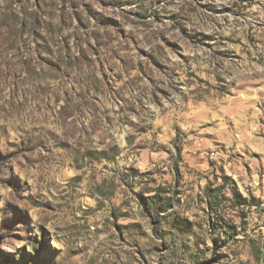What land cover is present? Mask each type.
Returning a JSON list of instances; mask_svg holds the SVG:
<instances>
[{"label":"clouds","instance_id":"clouds-1","mask_svg":"<svg viewBox=\"0 0 264 264\" xmlns=\"http://www.w3.org/2000/svg\"><path fill=\"white\" fill-rule=\"evenodd\" d=\"M0 264H264V0H0Z\"/></svg>","mask_w":264,"mask_h":264}]
</instances>
